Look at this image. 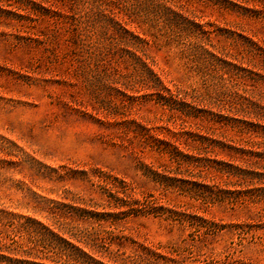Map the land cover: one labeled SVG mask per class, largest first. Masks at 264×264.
<instances>
[{
  "label": "rangeland",
  "instance_id": "1",
  "mask_svg": "<svg viewBox=\"0 0 264 264\" xmlns=\"http://www.w3.org/2000/svg\"><path fill=\"white\" fill-rule=\"evenodd\" d=\"M119 1L105 0L116 12L126 6L133 21L127 19L129 30L141 36L153 28L168 32L166 21L160 18L162 13L152 6L145 8L143 0H129L127 5ZM175 1L190 16H196L197 22L214 30L213 43L224 59L238 64L244 54L242 36L264 48V18L254 19L251 16L255 13L247 15L250 13L242 8L219 0ZM229 1L252 10L264 8L261 1ZM70 3L75 14L82 13L80 5ZM19 4H24V0H0V12L15 10ZM32 18L0 17V216L7 214L20 221L31 217L49 224L50 209L56 206L55 211L63 214L65 222L90 227L85 221L71 218L69 205L90 208L91 204L96 211L108 213L117 211L116 204H123L121 210L131 211L120 215L113 226L115 241L111 246L120 252L131 254L135 249L140 251L141 245H158L180 253L176 264L202 260L213 264H264V217L260 219L257 214L264 202H247L243 207L219 201L209 203L205 197H191L186 190L155 184L144 168L161 161L149 147L151 138L173 141L182 127H208V113H200L205 114L203 121L182 120L160 105L151 91H140L139 94L146 92L149 96L133 102L116 91L108 93L103 88L108 80L99 77L102 69L96 68L80 49L76 50L77 55L70 54L65 41L68 24L58 25L59 40L50 43L45 33L51 27ZM98 32L94 31L93 40ZM147 39L143 59L168 87L197 88V95H203L198 103L202 110L216 113L228 108L232 98L223 94L224 90L255 95L259 89L264 90L256 82L240 80L238 72L222 62L218 67L195 66L181 51L183 44L167 47L162 41ZM126 49L125 45L115 47L111 62L113 67L131 72L133 60ZM51 51L60 57L58 62L50 59ZM220 75L226 82L219 80ZM231 84L235 86L230 87ZM135 88L141 90L139 85ZM98 102L105 107L101 108ZM164 200L177 207L190 206L192 213L224 228H204L195 219L190 220L189 226H182L148 213V205ZM62 203L64 207L57 206ZM244 221L251 224L233 226Z\"/></svg>",
  "mask_w": 264,
  "mask_h": 264
},
{
  "label": "trees",
  "instance_id": "2",
  "mask_svg": "<svg viewBox=\"0 0 264 264\" xmlns=\"http://www.w3.org/2000/svg\"><path fill=\"white\" fill-rule=\"evenodd\" d=\"M72 1L81 6L82 13H74L70 3ZM128 1L119 2L127 5ZM219 1L242 8L245 13H250L247 15L255 13V16H251L256 17L254 19L264 18V8L252 10L229 0ZM260 1L264 7V0H256L261 4ZM143 2L145 8L152 6L155 11L157 9L162 13L160 18L166 21L168 32L162 33L153 28L145 30L141 36L129 30L126 26L129 21H133L131 15L127 14L126 6L118 9L121 12H116L105 0H59V2L24 0V4H19L15 10L1 9L0 17L8 20L36 17L51 27L49 32L45 33L50 43L59 40L61 28L58 25L62 22L68 24L66 26L68 39L65 41L70 54L77 55L76 50L80 49L94 62L96 68L102 69V75L99 77L100 80H108L104 82L105 87L103 86L108 93L116 91L133 102L149 96L146 92L139 94L140 91H151L158 103L168 108L171 115L177 119L203 121L205 114L200 113H208L206 119L208 127L199 128L196 126L198 123L192 124L196 126L195 129L182 127L180 132L178 131L179 137L173 141L151 138L152 144H149V147L161 161L156 165H144V168L155 184L166 189L186 190L195 199L205 197L209 203L219 201L231 207L236 205L243 207L247 202H264V90L259 89L257 96L249 92L239 94L237 91L234 93L224 90L222 93L227 94L229 99L232 98V101L228 102V108L223 107L222 111L218 110L216 113L202 110L198 105L203 96L197 95L199 90L192 86L168 87L143 59V56L146 57L143 54V46L149 44L147 37L162 41L167 47H179L183 44L181 51L194 62L195 66L218 67L222 62L229 69L236 70L240 80L256 82L260 88L264 87V74L261 73L264 71V48L252 38L242 36L244 45L242 44L241 50L244 54L240 60L235 56H229L230 59L238 61V64L233 63L224 59L223 53L213 43L214 30L197 22L196 16H190L192 14L185 10L182 4L175 0ZM96 30L99 32L93 40V33ZM119 45L128 47L126 51L133 60L131 72L112 66L113 50ZM129 48H133L134 51ZM138 52L142 56H139ZM50 54L53 63L60 60L55 52L51 51ZM243 64H246V67ZM240 73L254 75L256 78H248ZM219 80L226 82V78L221 75ZM135 85H139L141 90H137ZM231 86L234 87L235 84ZM121 87L123 90H120ZM125 90L137 93V96L129 95ZM91 93L97 102V96L94 92ZM98 103L101 108L105 107L104 104ZM221 118L225 122H222ZM226 128L230 129V132ZM57 206L65 205L62 203ZM89 207L69 205L72 211L71 218L85 221L91 224L90 227L65 222L62 220L63 214L55 211L58 208L56 206L50 209L49 224L31 217L20 221L7 214L0 216V264L177 263L180 253L173 249L167 250L163 246L141 245L140 251L135 249L131 254L111 248L115 241L113 226L120 215L131 210H121L123 204H116L114 208L117 211L108 213L96 211L91 204ZM147 207L150 209L149 214L161 217L172 224L189 226L190 220L195 219L200 221L204 228L212 227L216 230L224 228V226L221 228L220 223L192 213L190 206H186L189 209L177 207L164 200L161 204L155 203ZM257 210V214H260L258 218L264 217V207ZM249 224L251 223L244 221L233 226L243 227ZM106 227L110 230L107 231ZM184 264L213 263L202 260Z\"/></svg>",
  "mask_w": 264,
  "mask_h": 264
}]
</instances>
